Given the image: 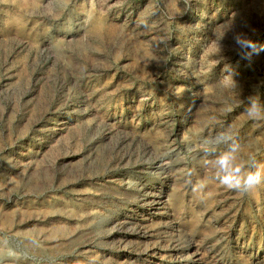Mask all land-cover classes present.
Returning a JSON list of instances; mask_svg holds the SVG:
<instances>
[{"label":"rangeland","instance_id":"1","mask_svg":"<svg viewBox=\"0 0 264 264\" xmlns=\"http://www.w3.org/2000/svg\"><path fill=\"white\" fill-rule=\"evenodd\" d=\"M238 34L264 0H0V264H264V184L219 179L264 165Z\"/></svg>","mask_w":264,"mask_h":264},{"label":"clouds","instance_id":"2","mask_svg":"<svg viewBox=\"0 0 264 264\" xmlns=\"http://www.w3.org/2000/svg\"><path fill=\"white\" fill-rule=\"evenodd\" d=\"M236 44L243 53V58L250 60L253 54L258 55L260 52H264V45H259L257 42L247 38L242 34H238L234 37ZM251 49V51H246ZM248 114L254 119L258 116L264 115V109L259 108L256 104H252L248 109ZM239 149V145H233L231 153L225 154L218 161L220 168L224 171V175L220 176V182L232 191H244L249 192L257 188L261 184H264V165L256 171H249L244 175H241L243 166L233 167L232 162L235 159L234 153ZM201 187L203 184L201 183Z\"/></svg>","mask_w":264,"mask_h":264}]
</instances>
